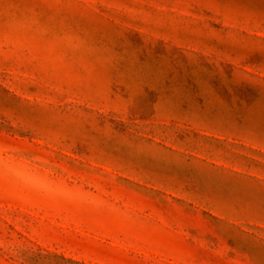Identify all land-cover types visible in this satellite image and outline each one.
Listing matches in <instances>:
<instances>
[{
	"label": "rangeland",
	"instance_id": "374dc122",
	"mask_svg": "<svg viewBox=\"0 0 264 264\" xmlns=\"http://www.w3.org/2000/svg\"><path fill=\"white\" fill-rule=\"evenodd\" d=\"M0 264H264V0H0Z\"/></svg>",
	"mask_w": 264,
	"mask_h": 264
},
{
	"label": "clouds",
	"instance_id": "9594fccd",
	"mask_svg": "<svg viewBox=\"0 0 264 264\" xmlns=\"http://www.w3.org/2000/svg\"><path fill=\"white\" fill-rule=\"evenodd\" d=\"M10 174L15 180L21 182L22 184H24L28 188H36L37 187V185H35L33 183L30 175L24 169L13 167L12 169H10ZM39 190L45 191V192L54 191L53 188H51L50 186H47V185L39 186Z\"/></svg>",
	"mask_w": 264,
	"mask_h": 264
}]
</instances>
